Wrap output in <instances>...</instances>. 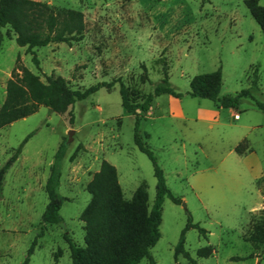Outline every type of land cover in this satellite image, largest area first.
<instances>
[{
  "label": "rangeland",
  "instance_id": "374dc122",
  "mask_svg": "<svg viewBox=\"0 0 264 264\" xmlns=\"http://www.w3.org/2000/svg\"><path fill=\"white\" fill-rule=\"evenodd\" d=\"M38 1L57 14L81 11L82 39L35 48L37 67L14 33L1 28L0 106L18 58L42 81L60 75L71 89L99 82L112 86L76 101L71 113L41 105L0 128V168L30 135L4 174L0 264H22L34 240L29 264H72L68 239L84 246L80 214L90 200L86 184L103 159L115 166L126 199L143 184L151 206L156 193L152 163L134 143V115L121 104L119 81L132 102H142L164 74L181 96L160 94L139 113V137L155 155L172 194L181 199L180 204L163 200L161 235L150 249L155 264H192L181 255L174 259L188 214L207 233L185 232V248L196 264H264V243L247 240L254 226L264 223V199L257 190L264 193V112L255 106V100L264 104V34L245 0ZM258 2L264 6V0ZM218 67L220 97L249 88L254 70L259 89L234 109L188 94L193 76ZM241 141V149L251 151H236ZM62 142L66 150L57 188L62 220L43 224L45 183ZM259 168L262 176L255 182ZM204 246H211V254L198 256Z\"/></svg>",
  "mask_w": 264,
  "mask_h": 264
},
{
  "label": "trees",
  "instance_id": "16d2710c",
  "mask_svg": "<svg viewBox=\"0 0 264 264\" xmlns=\"http://www.w3.org/2000/svg\"><path fill=\"white\" fill-rule=\"evenodd\" d=\"M245 4L264 34V6L259 4L258 0H245ZM4 27L14 33L16 43L26 47V51L32 54V61L39 67L35 48L44 47L49 43L70 44L81 40L85 22L83 13L79 10L67 9L57 14L47 3L38 0H0V30ZM1 41L0 33V43ZM252 76L249 88L242 89L235 96L220 97L222 73L221 67H218L214 71L193 76L189 82L188 94L192 97L209 99L222 108H237L242 97H253L252 90L259 89L257 70L253 71ZM119 84L121 104L127 112L134 115V143L152 163L153 175L156 179L155 198L149 207L145 185L141 184L132 197L126 199L115 166L103 159L99 169L92 174L86 184L90 200L80 214L85 229L84 246H78L68 239L72 264H139L143 258H147L149 264H155L150 249L161 235L159 226L162 220L163 200L168 197L176 204L181 203V199L175 197L168 188L163 169L155 155L139 137V113L149 110L152 99L163 93L173 97H180L181 94L171 87L167 74H164L153 92L147 94L142 102H132L129 99L128 88L122 81H119ZM102 86H112V83L99 82L80 90L71 89L65 78L60 75H49L46 81H42L37 74L20 63L18 58L6 82L5 97L0 106V128L33 114L41 105L56 113H71L76 101L86 99ZM255 106L264 112L262 102L255 100ZM29 136L0 168V197L4 174L17 160ZM145 136L147 138L148 134ZM242 141L235 150L239 153H243L245 149L251 151L250 148L241 149ZM65 150L66 145L62 142L56 150L45 183L48 203L41 217L43 224H57L62 220L59 211L63 197L58 194L57 188L61 176L60 164ZM74 156L75 152L71 158ZM189 228H196L207 237L206 230L198 223H194L191 215L188 214L187 222L174 247V259L181 255L190 263L196 264L184 245L185 232ZM247 240L264 243V223L256 224L254 232ZM35 244L36 240L32 242L22 264H29V255L33 252ZM211 252V246H204L197 250V255L206 257Z\"/></svg>",
  "mask_w": 264,
  "mask_h": 264
},
{
  "label": "crops",
  "instance_id": "0c3cea01",
  "mask_svg": "<svg viewBox=\"0 0 264 264\" xmlns=\"http://www.w3.org/2000/svg\"><path fill=\"white\" fill-rule=\"evenodd\" d=\"M231 109H234V108H231ZM235 115H236L237 117H239V114H238V113H234V116H235ZM243 140H244V139H243ZM260 176H262V169H261V168H259L258 173L254 175L255 182H256V180H257L258 178H260ZM255 187H256V185H255ZM256 188H257V187H256ZM257 190L259 191V193L261 194L262 198L264 199V193H262V192L260 191V189H258V188H257ZM263 205H264V203H262V204L260 205V207H262Z\"/></svg>",
  "mask_w": 264,
  "mask_h": 264
},
{
  "label": "water",
  "instance_id": "95a60500",
  "mask_svg": "<svg viewBox=\"0 0 264 264\" xmlns=\"http://www.w3.org/2000/svg\"><path fill=\"white\" fill-rule=\"evenodd\" d=\"M72 131L69 132V138H71Z\"/></svg>",
  "mask_w": 264,
  "mask_h": 264
},
{
  "label": "built area",
  "instance_id": "2783aa9c",
  "mask_svg": "<svg viewBox=\"0 0 264 264\" xmlns=\"http://www.w3.org/2000/svg\"><path fill=\"white\" fill-rule=\"evenodd\" d=\"M235 117H236V115H235Z\"/></svg>",
  "mask_w": 264,
  "mask_h": 264
}]
</instances>
